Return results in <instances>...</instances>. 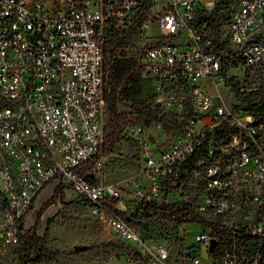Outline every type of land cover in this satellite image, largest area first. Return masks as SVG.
Returning <instances> with one entry per match:
<instances>
[{
  "label": "built area",
  "instance_id": "1",
  "mask_svg": "<svg viewBox=\"0 0 264 264\" xmlns=\"http://www.w3.org/2000/svg\"><path fill=\"white\" fill-rule=\"evenodd\" d=\"M217 6L218 29L201 18ZM110 32L133 36L125 49L151 83L152 108L178 125L150 144L140 136L147 124L127 127L141 142L130 187L98 178L103 155L93 181L80 171L103 145ZM257 78L264 0H0V254L19 243L36 196L54 181L129 247L131 264H202L198 249L212 253V238L219 264H256L260 253L244 242L264 240V101L249 109L244 100ZM161 204L184 205L220 230L170 218L201 226L196 242L186 247L179 228L147 239L127 217Z\"/></svg>",
  "mask_w": 264,
  "mask_h": 264
},
{
  "label": "rangeland",
  "instance_id": "2",
  "mask_svg": "<svg viewBox=\"0 0 264 264\" xmlns=\"http://www.w3.org/2000/svg\"><path fill=\"white\" fill-rule=\"evenodd\" d=\"M153 31L155 32L156 29ZM259 81L264 84L263 80L257 78L256 82ZM144 85L147 93H150L152 91L150 82L144 79ZM120 108L127 109L128 106L121 104ZM262 108L263 104L258 107V109ZM131 121V123H135V119ZM172 133V128L164 127L159 123H151L142 126L140 136L143 144L163 143L169 140ZM140 145L141 142H131L125 137L119 139L111 151L103 154L102 167L97 172L98 178L130 187L131 178L138 170L137 155ZM58 184L54 181L50 182L38 193L32 209L24 218L25 231L34 224L39 208L52 196L53 190ZM64 185H66L65 198L57 199L44 210L38 226V233L45 237L46 245L57 250L59 256L39 264H131L129 262V247L107 246V242L113 239L106 224L78 202L76 193L69 185ZM143 224L146 226L138 228L141 234L150 240H163L164 238L167 240V237L173 236L175 229L179 228L180 235L185 237L186 247L196 242L195 235L202 229L197 223H182L177 227L175 220L161 215L150 216ZM76 245L81 248L75 250ZM174 245L175 253L184 250L179 243ZM198 253L203 260L202 264H219L217 259L208 253L207 247L202 246L198 249ZM14 260V247L8 248L5 253L0 254V264H9Z\"/></svg>",
  "mask_w": 264,
  "mask_h": 264
},
{
  "label": "trees",
  "instance_id": "3",
  "mask_svg": "<svg viewBox=\"0 0 264 264\" xmlns=\"http://www.w3.org/2000/svg\"><path fill=\"white\" fill-rule=\"evenodd\" d=\"M203 21H208L216 29L219 28L222 21L225 19L224 13H218V6L209 15L202 14ZM133 41L132 35H119L115 32L108 33L103 42L104 49V75H103V96L105 100L104 112V140L101 151L98 152L92 159L82 164L80 171L85 172L90 180H94V173L91 171L92 165L105 152L112 150L114 144L121 138L125 137L131 142H136L130 137L126 136L127 127L130 124L145 123L151 124L159 122L164 127H169L175 130L177 124L170 118L159 117L158 112L152 108L150 102V93H147L144 85V78L141 74L142 65L133 51L126 50ZM264 81V80H263ZM264 83V82H263ZM151 84V83H150ZM264 101V84L260 83L259 88L252 94L251 97L244 100L246 107L249 109H258L259 102ZM121 104H126L127 109L120 108ZM258 106V107H256ZM135 119V123H131ZM64 184L59 183L53 190L52 196L42 203L37 212V218L34 224L27 229L22 235L19 243L14 246L15 260L9 264H39L45 260L54 259L59 256L57 250L48 247L45 243V237L38 233L39 219L44 210L56 202L57 199L63 200L65 198ZM106 203L114 202L111 199H105ZM153 210V214L161 215L175 219L177 222L201 220L207 227H211L213 233L216 234L220 229L219 226L211 221H207L195 215L190 209L184 205H158L150 207L144 205L137 208L135 213L127 220L135 228L146 226L143 223L153 215H147ZM248 251L260 253L256 264H264V240L260 238H250L245 241ZM126 246L119 241L109 240L107 246ZM225 244H223L224 246ZM7 248V249H8ZM213 257L218 256L220 251L210 253Z\"/></svg>",
  "mask_w": 264,
  "mask_h": 264
},
{
  "label": "water",
  "instance_id": "4",
  "mask_svg": "<svg viewBox=\"0 0 264 264\" xmlns=\"http://www.w3.org/2000/svg\"><path fill=\"white\" fill-rule=\"evenodd\" d=\"M217 244V240L215 238H212L211 241H210V245H209V250L210 252H213L215 246ZM81 247L76 245L75 246V250H79Z\"/></svg>",
  "mask_w": 264,
  "mask_h": 264
}]
</instances>
